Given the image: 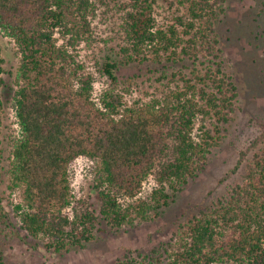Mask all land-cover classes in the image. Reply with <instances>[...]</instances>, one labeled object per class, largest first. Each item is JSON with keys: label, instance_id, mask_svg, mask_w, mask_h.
I'll return each instance as SVG.
<instances>
[{"label": "trees", "instance_id": "16d2710c", "mask_svg": "<svg viewBox=\"0 0 264 264\" xmlns=\"http://www.w3.org/2000/svg\"><path fill=\"white\" fill-rule=\"evenodd\" d=\"M176 2L172 22L163 27L153 16L154 0L122 6L119 59L105 58L100 72L108 84L94 95L92 71L72 52L88 32L90 3L0 0V32L18 54L10 99L16 135L6 171L7 190L17 196L4 204L0 194V235L18 228L59 255L83 249L101 226L118 232L134 216L158 217L170 203L167 190L181 191L204 171L237 97L214 30L224 0ZM56 33L68 37L66 45ZM178 64L189 73L171 74V82L179 78L175 89L127 103L116 75L121 68ZM2 65L0 52V90L6 88ZM1 115L0 91V128ZM249 146L242 181L227 196L179 223L167 240L128 251L114 264H264V123ZM79 158L92 163L95 204L72 193L70 165ZM148 179L155 188L145 201L138 194ZM0 264H7L1 250Z\"/></svg>", "mask_w": 264, "mask_h": 264}, {"label": "rangeland", "instance_id": "374dc122", "mask_svg": "<svg viewBox=\"0 0 264 264\" xmlns=\"http://www.w3.org/2000/svg\"><path fill=\"white\" fill-rule=\"evenodd\" d=\"M88 32L74 46V54L94 75V95L107 86L100 67L106 57L119 59V46L123 44V5L128 0H87ZM154 0L153 16L156 24L163 27L172 22L179 8L176 0ZM224 13L214 25L219 37L223 70L231 75L237 88L231 121L220 127V141L212 148L207 165L196 178L189 180L183 189L170 195V203L161 209L158 217L140 221L135 216L130 224L118 232L101 226L95 239L83 249H72L68 253L46 252L40 244L27 238L25 233L14 229L13 235H0V250L7 264H114L128 251H146L167 240L176 226L187 218L210 206L217 198L227 196L235 184L242 181L244 165L252 151L249 142L258 135L264 123V0H224ZM58 44L66 45L68 37L55 34ZM0 52L3 59L2 78V124L0 128V194L4 204L17 194L7 190V168L12 139L16 135L11 96L16 86L18 54L13 42L0 32ZM188 76L189 70L180 64L168 69L137 67L131 65L116 72L119 88L126 89L127 103L146 101L162 97L169 89H175L179 78L171 82L172 73ZM165 76L161 79V75ZM132 77L130 83H122L124 77ZM160 79V80H159ZM158 80V81H157ZM12 89V90H10ZM212 129V122L206 121ZM244 153L243 155H240ZM92 163L84 158L70 165L72 193L76 199H88L95 204L91 189ZM152 180L142 184L138 198L147 200L152 189ZM97 209L98 207L95 206ZM10 212V207L6 208Z\"/></svg>", "mask_w": 264, "mask_h": 264}]
</instances>
